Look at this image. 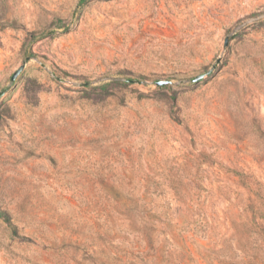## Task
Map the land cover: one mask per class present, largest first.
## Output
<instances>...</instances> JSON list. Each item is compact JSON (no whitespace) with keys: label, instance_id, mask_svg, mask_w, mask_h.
Instances as JSON below:
<instances>
[{"label":"rangeland","instance_id":"rangeland-1","mask_svg":"<svg viewBox=\"0 0 264 264\" xmlns=\"http://www.w3.org/2000/svg\"><path fill=\"white\" fill-rule=\"evenodd\" d=\"M2 91L0 264H264V0H0Z\"/></svg>","mask_w":264,"mask_h":264},{"label":"water","instance_id":"water-1","mask_svg":"<svg viewBox=\"0 0 264 264\" xmlns=\"http://www.w3.org/2000/svg\"><path fill=\"white\" fill-rule=\"evenodd\" d=\"M219 61H220L219 59L216 60V62L212 65L211 69L207 71V74H209L211 71H213V70L215 69V67L217 66V64L219 63ZM22 69H23V67L20 66V67L14 72V74L12 75V77H11V79H10L11 82H13V81L17 78V76L20 74V72L22 71ZM203 77H204V75L197 76V77H195V78L193 79V81H199V80L202 79ZM166 83H167V81H165V80H159V81L156 82V85H158V86H162V85H164V84H166ZM4 93H5V91L0 92V99H1V97L4 95Z\"/></svg>","mask_w":264,"mask_h":264},{"label":"trees","instance_id":"trees-1","mask_svg":"<svg viewBox=\"0 0 264 264\" xmlns=\"http://www.w3.org/2000/svg\"><path fill=\"white\" fill-rule=\"evenodd\" d=\"M0 218L3 219L6 223H10V219L6 212L0 210Z\"/></svg>","mask_w":264,"mask_h":264}]
</instances>
